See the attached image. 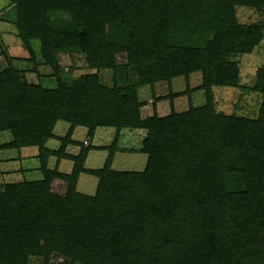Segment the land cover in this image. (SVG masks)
<instances>
[{
  "label": "trees",
  "instance_id": "trees-1",
  "mask_svg": "<svg viewBox=\"0 0 264 264\" xmlns=\"http://www.w3.org/2000/svg\"><path fill=\"white\" fill-rule=\"evenodd\" d=\"M8 2L29 54L25 71L46 65L56 86L27 80L12 63L0 71V133L11 134L0 150L37 148L42 173L0 187V264H264V65L251 88L261 94L257 117L218 111L214 95L241 86L239 58L264 40V0ZM239 7L262 19L240 21ZM77 54L97 71L65 74L61 57ZM194 73L201 84L191 88ZM178 77L187 89L174 93ZM160 82L170 90L154 100L171 101V112L159 115L154 104L144 117L139 89ZM197 90L202 105L192 103ZM185 95L189 107L176 111ZM60 121L69 124L64 136L55 133ZM77 127L89 139L114 128V142L76 141ZM128 128L145 131L142 171L113 168ZM91 150H109L102 168L85 167ZM52 156L70 160L71 172L50 168ZM82 173L98 179L94 194L77 190Z\"/></svg>",
  "mask_w": 264,
  "mask_h": 264
},
{
  "label": "rangeland",
  "instance_id": "rangeland-1",
  "mask_svg": "<svg viewBox=\"0 0 264 264\" xmlns=\"http://www.w3.org/2000/svg\"><path fill=\"white\" fill-rule=\"evenodd\" d=\"M8 0H0V71L6 68L12 63L21 72L28 70L30 63L25 61L28 57V51L23 48L21 40L17 36V28L14 23L15 9L10 8ZM238 17L240 21L251 23L258 22L262 19L261 14L251 8L239 7L237 9ZM35 49L38 51V43H34ZM24 59V60H23ZM240 60V87H215V105L218 111L226 114H237L247 116L250 118L257 117L261 104V94L251 91L256 81V71L259 67L264 65V40L254 51L250 54L241 56ZM61 69L67 74L77 77L86 73H94L97 70H92L88 67L85 57L77 54L74 56H62L61 57ZM25 77L27 80L35 83H41L45 87H55L56 78L50 76L52 70L46 66L41 65L38 73H31L25 71ZM99 74L101 80L104 83H111L112 72L108 69L100 70ZM189 85L191 88H195L201 84V74L194 73L189 79ZM187 89V81L184 77L175 78L172 81V90L174 93L184 92ZM170 88L166 82H160L152 89L149 86L141 87L139 89L140 100L144 102L142 108L143 116H150L153 114V105L155 104V111L160 115L169 114L172 109L171 101L164 100L161 102H155V97L167 95ZM191 100L194 105H202L205 103V94L201 90H197L191 95ZM189 99L185 96L176 97L173 101V107L176 111H183L189 107ZM69 124L65 121H60L55 127V133L58 136H64L67 133ZM86 128L81 127L78 129L79 135L77 137H86ZM97 134L94 143L102 146H111L115 138V129L100 127L97 129ZM145 131L140 129H123L121 136L117 144L118 151H116L113 161V168L116 170H135L142 171L147 162V155L139 151L142 146ZM11 138L10 132L0 133V141L9 140ZM6 140V141H7ZM60 142L53 140L50 142L51 148H57ZM34 149H29V152ZM72 148L70 149V151ZM28 151L25 149L23 152ZM75 152L74 150H72ZM22 152V151H21ZM4 154L14 153L18 154L17 149L3 150ZM109 150H95L88 156L85 167L99 169L102 168L106 158L108 157ZM54 162V161H53ZM21 161L11 164V169H18ZM27 163H22L24 166ZM34 165V162H31ZM73 165L70 160H64L62 163L63 169H68V166ZM1 165V164H0ZM52 165H54L52 163ZM51 165V166H52ZM5 170L7 165L3 164ZM36 167L35 171L29 174H11L9 176L0 175V187L3 183L18 182L25 179L34 180L42 178V173L39 168ZM0 169V170H1ZM1 170V171H2ZM71 172V171H70ZM85 182L87 187H85ZM98 179L92 175L82 173L78 181V191L84 194L92 195L96 190ZM60 259L52 261L53 264H57ZM56 261V262H55Z\"/></svg>",
  "mask_w": 264,
  "mask_h": 264
},
{
  "label": "crops",
  "instance_id": "crops-1",
  "mask_svg": "<svg viewBox=\"0 0 264 264\" xmlns=\"http://www.w3.org/2000/svg\"><path fill=\"white\" fill-rule=\"evenodd\" d=\"M27 57V56H26ZM161 115V114H160ZM166 115V114H165ZM79 128H81V127H77L76 129H75V131H74V134H73V139L74 140H76V141H79V142H84V141H88V143L87 144H92L93 146H102V145H99V144H97V143H94V140H95V137H96V134H97V132L95 133V136L92 138V139H89V137L87 136V129H86V131L84 132V133H86L85 135H86V137H84V138H79V137H77V135H79L80 133H78V129ZM97 131V130H96ZM120 136H121V134H120ZM7 139H5V141H0V144H3V143H6V142H9L10 140H11V138H9V140H7ZM53 140H55V139H52V140H50L49 142H48V147H50L49 145H50V142H52ZM59 147V146H58ZM57 147V148H58ZM51 148V147H50ZM57 148H51V149H57ZM72 148V150H74L75 152H73L72 150L70 151V149ZM25 149H27L28 151H26V152H23ZM29 149H34V150H31L30 152H29ZM79 149H80V147L79 146H77V145H73V144H71V145H69L68 147H67V152L68 153H70V154H77L78 152H79ZM4 150H6V149H4ZM12 150H14V149H12ZM17 151H18V154L15 156V154L14 153H11V154H4L3 153V150H0V169H1V167H2V169H4V166H3V164H5V165H7V168L5 169V170H0V175H2V176H9V175H11V174H15V173H19V174H22V175H24V174H29L30 172H32V171H35L36 170V167H38L39 168V159H38V157H37V154H38V150H37V148H35V147H30V148H22V149H20V150H18L17 149ZM22 151V152H21ZM93 151H95V150H91L90 152H89V154H88V156L90 155V153H92ZM87 159H88V157H87ZM21 161L22 163H27V164H25L24 166L22 165V163H20L19 164V167H18V169H11L12 168V165L11 164H13V163H16L17 161ZM64 160H66V159H62V160H60V161H57V158L55 157V156H52V157H50V159H49V167L50 168H53V167H55L56 165L58 166V168H59V170L60 171H62V172H66V173H69L71 170H72V167H73V165L71 164L70 166H68V169H63L62 168V163H63V161ZM54 161V162H53ZM87 161V160H86ZM31 162H34V165H32L31 164ZM52 163L54 164V165H52ZM52 165V166H51ZM38 168H37V170H38ZM87 168V167H86ZM40 171V170H39ZM81 176V175H80ZM80 178V177H79ZM25 179V178H24ZM37 179H40V178H37ZM32 180V179H31ZM35 180V179H34ZM78 181H79V179H78ZM85 187H87V183L85 182ZM96 188H97V186H96ZM77 190H78V183H77ZM96 191V190H95ZM80 192V191H79ZM95 193V192H94Z\"/></svg>",
  "mask_w": 264,
  "mask_h": 264
},
{
  "label": "built area",
  "instance_id": "built-area-1",
  "mask_svg": "<svg viewBox=\"0 0 264 264\" xmlns=\"http://www.w3.org/2000/svg\"><path fill=\"white\" fill-rule=\"evenodd\" d=\"M85 144H87L88 142L87 141H84Z\"/></svg>",
  "mask_w": 264,
  "mask_h": 264
}]
</instances>
